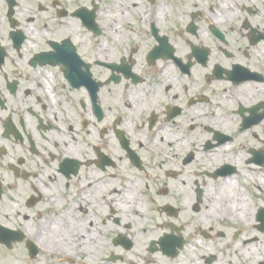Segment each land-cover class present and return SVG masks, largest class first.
Segmentation results:
<instances>
[{
  "label": "flooded vegetation",
  "instance_id": "1",
  "mask_svg": "<svg viewBox=\"0 0 264 264\" xmlns=\"http://www.w3.org/2000/svg\"><path fill=\"white\" fill-rule=\"evenodd\" d=\"M90 257L264 264V0H0V264Z\"/></svg>",
  "mask_w": 264,
  "mask_h": 264
},
{
  "label": "rangeland",
  "instance_id": "2",
  "mask_svg": "<svg viewBox=\"0 0 264 264\" xmlns=\"http://www.w3.org/2000/svg\"><path fill=\"white\" fill-rule=\"evenodd\" d=\"M91 258H93V257H90L89 259H86V261L88 262V264H94L92 261H90ZM94 258H96V259H97L96 261L99 262L100 258H103V256H100V257H94ZM174 264H175V263H174Z\"/></svg>",
  "mask_w": 264,
  "mask_h": 264
},
{
  "label": "bare ground",
  "instance_id": "3",
  "mask_svg": "<svg viewBox=\"0 0 264 264\" xmlns=\"http://www.w3.org/2000/svg\"><path fill=\"white\" fill-rule=\"evenodd\" d=\"M158 259L160 260V259H162V258H160V257H158ZM163 260V259H162ZM102 262H100V264H109L107 261H105L104 259H102L101 260ZM97 264H99V263H97Z\"/></svg>",
  "mask_w": 264,
  "mask_h": 264
}]
</instances>
